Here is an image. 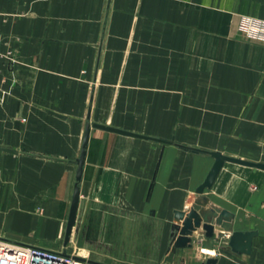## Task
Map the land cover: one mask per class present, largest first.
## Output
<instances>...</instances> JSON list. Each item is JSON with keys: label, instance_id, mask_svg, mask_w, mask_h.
<instances>
[{"label": "crops", "instance_id": "obj_1", "mask_svg": "<svg viewBox=\"0 0 264 264\" xmlns=\"http://www.w3.org/2000/svg\"><path fill=\"white\" fill-rule=\"evenodd\" d=\"M244 17L264 21V0H0V237L106 264L191 249L264 264V170L231 162L205 195L235 215L234 231L258 233L252 253L202 230L171 250L175 211L215 161L178 145L264 162V42L241 31ZM174 95L245 146L188 144L171 136V112L144 129L142 102L166 113ZM88 123L173 143L92 128L65 245Z\"/></svg>", "mask_w": 264, "mask_h": 264}, {"label": "water", "instance_id": "obj_2", "mask_svg": "<svg viewBox=\"0 0 264 264\" xmlns=\"http://www.w3.org/2000/svg\"><path fill=\"white\" fill-rule=\"evenodd\" d=\"M92 128L102 129L109 132H114L126 136L141 138V139H152L159 142L170 143L173 141H166L163 139L152 138L149 136L140 135L127 130L110 127L97 123H88L85 130L81 155L78 158L76 184L74 188L73 200L70 208L66 235L65 245H68L71 239L73 229L76 224L77 212L80 200V182L82 181L84 165L86 162L87 148L90 138V132ZM186 151H192L194 153L208 154L214 158V164L210 169L205 181L197 188L195 198L192 205L183 211H175L176 223L172 228V242L171 250L176 253L178 249L193 248L195 242V234L198 230H202V233L207 239L221 241L220 233L230 234L229 246L232 251L239 255H250L253 249V240L257 236L256 231H234V219L235 215L226 210L219 208L211 203L209 197L205 195L206 190H210L222 170L223 166L227 162L236 163L243 166L258 168L264 170V162H256L251 160H245L224 155L218 151H203L197 148L186 147L178 145ZM79 260H85L77 257ZM217 259L210 258L207 260V264H216ZM89 264H106L93 260H88Z\"/></svg>", "mask_w": 264, "mask_h": 264}, {"label": "rangeland", "instance_id": "obj_3", "mask_svg": "<svg viewBox=\"0 0 264 264\" xmlns=\"http://www.w3.org/2000/svg\"><path fill=\"white\" fill-rule=\"evenodd\" d=\"M260 20V19H259ZM258 41V40H257ZM263 42V41H261ZM1 89V82H0ZM185 96H172L173 111L165 112H153L148 107V102H142L141 112V121L144 129L154 131L151 125L154 123L155 114L161 115L163 117L168 116L169 112L172 115V131L171 136L180 139L182 133L184 138L183 141L188 144L201 145V140H214L211 144L216 146L227 148L229 152H236L243 148L245 145H229L230 136L223 132L221 129L213 128L214 120L213 113L205 112H183L182 106L185 100ZM148 99V98H146ZM158 97V103H159ZM131 114V113H130ZM205 115V116H204ZM200 117V118H199ZM164 124V123H163ZM185 139V140H184ZM228 139V140H227ZM221 141H225L222 143ZM209 144V143H208ZM231 148L229 149V147ZM236 148V151L234 150ZM77 254L82 253L83 255H78L86 260H88V251H83L81 249L76 250ZM210 258L217 259L219 264H250L246 260L247 258L234 256V255H225L223 253L215 252L214 255L206 254L200 250H185L183 252H178L177 254H172L171 252H166L162 258L158 261L157 264H207V260ZM106 263V262H103ZM108 263V262H107ZM110 264V263H109Z\"/></svg>", "mask_w": 264, "mask_h": 264}, {"label": "built area", "instance_id": "obj_4", "mask_svg": "<svg viewBox=\"0 0 264 264\" xmlns=\"http://www.w3.org/2000/svg\"><path fill=\"white\" fill-rule=\"evenodd\" d=\"M241 31L252 39L264 42V21L244 17ZM0 264H89L66 251L24 245L0 237Z\"/></svg>", "mask_w": 264, "mask_h": 264}]
</instances>
